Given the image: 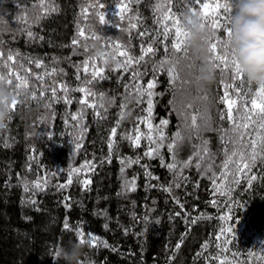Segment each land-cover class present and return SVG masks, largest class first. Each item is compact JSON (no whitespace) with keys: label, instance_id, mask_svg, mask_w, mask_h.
I'll return each instance as SVG.
<instances>
[{"label":"trees","instance_id":"1","mask_svg":"<svg viewBox=\"0 0 264 264\" xmlns=\"http://www.w3.org/2000/svg\"><path fill=\"white\" fill-rule=\"evenodd\" d=\"M90 2L93 0H54L57 11L42 14V7L51 6L50 0H43V5L41 0H0V50L5 54L9 50L19 53L17 65L30 67L33 76L56 68L55 75H45L44 84L47 86L54 80L66 82L71 101L65 103L60 99L48 107L49 95L41 99L37 92V99L17 107L9 126L0 130V264H65L55 252L58 247L67 246L69 241H77V227L84 229L85 240L91 232L108 244V247L86 245L85 255L81 258L86 264H207L205 257L209 253H218L225 264H264V161L258 159L250 172L257 176L251 188L246 187V177H241L240 183L232 186L231 191H228L227 183L214 189L210 179L212 173L203 174L204 164L197 170L195 159L193 166L183 169L187 179H179L180 186L176 187L173 172L165 166L172 162L167 142L159 156L149 158L144 156L148 142L143 137L139 147H133L123 138L130 130L135 135L137 116L146 115L142 112L145 104L138 106L134 97L126 101L125 117L117 129L116 146L109 153L108 138L119 119L125 85L129 89L132 87L131 70L124 75L121 71H113L117 66V61L112 59L118 51L115 44L111 48L102 47L101 41L88 39L85 50L83 46H72L71 41L79 38L78 25L85 27L86 33L89 26H93L98 34L103 27L105 38H113L115 43L128 47L137 56L141 46L152 42L157 31L155 16L160 14L154 13V6L158 2L167 5L168 0H139L138 3L133 0L132 12L126 14L124 21H118L120 28L113 26L116 10L111 7L118 0H103L110 20L106 26L99 25L93 16L85 23L82 9ZM206 2L215 3V0ZM170 7L177 15L186 11L184 0H171ZM133 14L140 17L138 21H131L137 28L125 30L129 25L128 17ZM206 29L213 33L211 28ZM29 31L34 39L28 37ZM141 31L153 35L140 36ZM217 37L225 38L223 28L216 30L214 39ZM172 38L169 34V44ZM153 47L157 49L154 55L150 54L145 58L147 63L138 66L143 74L140 79L145 83L154 76V64L166 55L175 58L182 55L174 53L171 47L165 53L160 40H156ZM97 48L108 53L106 66L97 59V66L105 67V78H97L89 85L97 94V101L100 94H104L107 111L98 107L99 117L95 115L97 109L78 102L82 93L71 90L86 79L82 61L96 57L93 53ZM29 60H40L44 67L36 68ZM171 65L165 64V70L155 74L153 91L157 95L153 98L152 123L158 125L161 120H168L165 134L171 138L182 123L177 111L192 103L193 107L187 112L191 114L199 109L206 119L207 127L201 128L200 137L208 142V149L215 156L212 171L219 173V165L224 159L221 130L230 128L227 105L222 102L221 73L216 72L215 83L210 89L199 87L200 96H207V99H200L195 82L196 64L190 59L183 60L176 69L180 79L175 86L170 85L167 74ZM89 67L91 69V62ZM78 69L80 80L76 79ZM223 80L225 84L232 83L230 70L223 73ZM181 81L188 82L182 84ZM33 84L39 86L38 81L30 78L28 93ZM243 84L245 89H251L246 97L251 99L257 89L249 86L245 79ZM229 92L231 95V90ZM62 95L57 92L58 97ZM112 97H115V103L109 106ZM92 99L88 97L89 101ZM236 107L238 105L233 107L234 116ZM222 114L225 115L223 120L220 119ZM73 115H78L77 121L71 119ZM188 122H191L190 117ZM204 123L205 120L198 116L197 124ZM140 131H147L145 125H140ZM190 131L185 129L182 133L186 138L176 151L177 161H186L193 154V145L201 142L195 133L191 140L187 139ZM49 133L52 140L48 139ZM76 143L82 144L78 151L75 150ZM109 155L111 162L107 159ZM121 158H125V164H121ZM127 158L132 161L139 158V162L128 164ZM86 161L95 163L94 170L84 169L79 177L74 174L73 182L68 185V173L82 167ZM145 165L147 167H143ZM148 173L158 179L150 178ZM83 178L91 179L88 190L80 182ZM126 180H134L135 191H125ZM36 181L41 182L43 190L35 187ZM25 186L29 191L24 190ZM169 186L172 191H165L164 188ZM66 203L70 207H66ZM194 217L196 223L191 222ZM65 222L70 229L64 228ZM229 226L234 228L233 242L225 251L224 237H221V249L218 250L215 237L221 228ZM181 241L179 250L174 251ZM206 241L209 247L204 251L202 245ZM211 264H218V260H212Z\"/></svg>","mask_w":264,"mask_h":264},{"label":"snow or ice","instance_id":"2","mask_svg":"<svg viewBox=\"0 0 264 264\" xmlns=\"http://www.w3.org/2000/svg\"><path fill=\"white\" fill-rule=\"evenodd\" d=\"M133 0H118V2L111 7L115 8V17L116 23L113 25L117 28H120V23L125 20L126 14L131 13V4ZM138 3L139 0H136ZM171 0H168L167 5L163 3H157L154 6V13H159V16H155V20L157 23V31L153 35L147 31H141L138 33L140 36H148L153 35V41L148 43L146 46H141L140 54L134 56L128 47L122 46L119 43H115L113 38H105L102 35L103 27L100 29V33L93 26H89V31L86 33L85 27L78 25V39H73L71 41L72 46H83L85 50H87V40L91 39L93 41H101L102 47L107 45L109 48L115 44V48L118 49L115 55L112 56L113 60L117 61L116 68L113 71H121V74H127L131 70V79L133 81L131 89H129L128 85H125V94L122 95L121 104H120V113L119 119L116 121L115 126H113L110 130L109 138H108V149L111 154L112 149L116 146V136L117 129L120 125V122L125 117L124 109L127 107L126 101L129 97H134L136 99L137 105L139 106L141 103L145 104V108L142 109V112H146V115L137 116V124L135 126L134 132L135 135L130 133H126L124 135V139H127L133 147H139L141 138L143 137L147 143V150L144 152V156L149 158H153L154 156H159L160 149L165 146V142H167V148L169 153L172 156V162L166 164L165 166L169 169V171L174 174V181L176 187H179V179L186 180L187 178L183 176V169L185 167H190L192 165L193 159L196 160L194 167L197 170L201 169V165L204 164V175L211 172L212 175L210 179L212 180V184L214 189H218L224 183L228 184V191L232 190V186L238 185L241 181V177H246V187H252V181L257 179L256 175H250L252 168L256 166V162L258 159L264 161V87L257 89L252 96L251 99H246L248 97L251 89L244 88V75L240 69L239 61L236 57L235 50L231 47L230 37L232 35L228 22L230 19V15L232 13V7L234 4V0H215V3L206 2V0H184L186 11L190 10L193 13H198L203 20L202 27H209L213 30L215 34L216 30L223 28L225 38H215L209 41V49H210V57L214 62L217 71L221 73V85L224 88V94L222 97V102L227 105V119L230 122V128L221 130V139L223 141L224 147L222 149L224 159L219 165L221 171L219 173L212 171L213 165L215 163L214 154L210 153L208 149V142L203 140L200 137L201 128L207 127L206 119L201 115L199 109L196 110L195 113H188L187 109H191L193 107L192 103H187L183 105V109L177 111V115L181 118V125L178 127V130L172 135L171 138L167 137L165 134V128L168 125V120H161L158 125H153L152 123V113L154 108V96L157 95L153 90L156 86V78L155 74H158L161 71H164V65L168 63H172L174 56L166 55L162 58L157 64L153 65L152 72L154 73L153 78H150L146 83L140 79L143 75L139 71V65L141 63H147L146 57H150V54H153L157 51L154 49L153 43L156 40H160L161 44L164 46L165 53H168V48L171 47L174 53H182L181 57L184 59H190L189 52L185 48V40L188 36L186 30L182 27L180 16L183 14L182 11L179 15L172 12L170 7ZM41 5H43V0H41ZM50 7H42V14H47L49 12L57 11V8L54 5V0H50ZM198 6V7H197ZM166 9V10H165ZM223 11V14L221 13ZM83 18L85 23L89 16H93L96 18V21L101 26L109 25L110 20L108 17L107 10L105 8V4L103 0H93L82 9ZM226 14V15H225ZM40 17H37L39 19ZM139 20L140 17L138 14H133L128 17L129 25L128 29L137 28L136 23H132L131 21ZM171 22V23H169ZM223 22V23H222ZM169 34L173 35L171 43H168ZM29 38H35L33 33L29 31L27 33ZM42 39V37H41ZM83 41V44H82ZM19 53H15L11 50L7 54L4 51L0 50V83H6L13 91L19 95L20 92H27L29 89V80L34 79L39 82V86L36 84L32 85V91L30 93L31 99L35 101L37 99V92H39V96L42 99L46 94L49 95L48 107L51 106L53 102H59L60 99H63L65 103H70V98L68 96L69 86L66 82L62 81H52L49 85L45 86L44 77L53 76L57 73L56 68H52L50 71L46 70L45 73L35 74L34 76L31 73V68H25L23 64L17 65V57ZM107 55L108 53H104L102 57H87L82 61V71L85 74L86 79L81 82L80 85L71 89L72 91H78L83 94V96L78 101L80 104H86L88 107L97 109L95 112L96 116H100L99 108H103L104 111H107V108L104 104V94L101 93L99 96V101L96 99V93L89 87L93 81L99 79H104L103 73L105 71V67L107 65ZM100 59L101 64L104 66H97V59ZM123 58V59H118ZM91 62V69L89 67V63ZM29 64H35L36 68L44 67L43 62L40 60H29ZM135 66V67H134ZM191 67V65H189ZM6 69L7 71H3ZM231 71L232 73V83L225 84L223 80V73L225 71ZM62 71V70H60ZM80 69L77 71L76 79L80 80L79 75ZM167 74L170 78V85L175 86L177 80L180 79L179 74L176 71L175 67H171L167 69ZM15 80V85L13 86V81ZM236 81H240L239 85H236ZM188 81H181V83H187ZM229 90H231V95ZM199 86L197 87V95L200 99H207L206 94L200 96ZM57 92L62 93L63 95L58 97ZM88 97H93L91 101L88 100ZM175 99V96L173 97ZM259 101V102H258ZM109 106L115 103V97L109 98ZM172 103V101H170ZM236 107V115H233V107ZM17 109L16 103H13L10 108V113H14ZM174 111L176 109H173ZM198 116L201 117L202 120H205L203 125L197 124ZM190 117V123L189 121ZM103 118V117H101ZM225 115L222 114L220 119L223 120ZM73 121L78 120V115H73L71 117ZM11 122V120H10ZM9 122V123H10ZM145 125L147 131L141 132L140 125ZM78 126V125H77ZM185 129H190V133L187 139H192V133H195L197 139H200V144L193 145V154L189 156L186 161H177L175 158L176 151L179 149L183 141L185 140V136L182 134ZM227 137V139H225ZM48 139L52 140V134L49 133ZM82 139V137H79ZM82 147V144L76 143L75 150L78 151L79 148ZM34 151V150H33ZM108 162L110 161V155L107 158ZM207 161V162H206ZM133 162L138 163L139 158L136 161H132L130 158H127V163L131 164ZM121 164H125V158H121ZM30 167V166H29ZM143 167H147L146 165ZM95 163L93 162H85L82 167L73 168L67 175V184L70 185L73 182V175L75 174L77 177L81 176L84 169L86 170H94ZM149 177L152 179H158L156 177L151 176V173H148ZM229 177L231 179L229 180ZM221 181V184L218 185L217 181ZM85 190L87 186L91 183L90 178H83L81 181ZM35 187L43 190L40 181L35 182ZM61 188L66 187V185H60ZM26 192L29 191L28 187L25 186L24 189ZM165 191L171 192V186L164 188ZM125 191H135V182L125 181ZM70 199V198H66ZM35 203V201H32ZM179 203V201H177ZM215 204V201L212 202ZM66 207H70L69 204H65ZM183 208V205H180ZM179 215V213H177ZM147 219V218H145ZM197 218L192 219V223H196ZM220 219H230V217H220ZM237 223H239L237 221ZM65 229H70V225L65 222ZM146 231V228L144 229ZM225 233L231 235H225ZM234 228L232 226L225 228H221L219 233L216 235L215 240L217 243L215 247L220 250L221 249V237H224L222 243L224 246V250H227V246L232 244L233 236H234ZM75 235L77 236V240L80 243L87 242L90 247H97L98 244H102L104 247H108L106 241H101L99 237L95 234L89 232L87 233L88 239L85 240V231L82 228L77 227L75 229ZM181 243H177L174 251H178ZM209 247V242L206 241L202 245V249L207 251ZM55 255L57 257L60 256V248L58 247ZM201 255V253H198ZM174 258L170 257V259ZM207 264H211L212 260H218V264H225L223 259L219 258V254L209 253L207 257H205ZM82 264H86L85 261Z\"/></svg>","mask_w":264,"mask_h":264},{"label":"clouds","instance_id":"3","mask_svg":"<svg viewBox=\"0 0 264 264\" xmlns=\"http://www.w3.org/2000/svg\"><path fill=\"white\" fill-rule=\"evenodd\" d=\"M203 20L198 13L188 10L181 15L182 27L188 33L185 48L191 53L190 60L196 64L195 82L201 89H210L216 80V66L210 57L209 41L215 34L202 27ZM232 33L231 47L235 50L245 81L255 89L264 87V0H234L228 22ZM104 55L102 48L93 53ZM184 58H174L171 67L176 69ZM28 92L17 95L6 83H0V130L6 129L12 119L10 108L30 102ZM87 242L69 241L60 248V257L65 264H82Z\"/></svg>","mask_w":264,"mask_h":264}]
</instances>
